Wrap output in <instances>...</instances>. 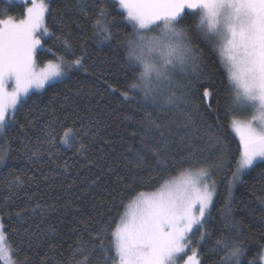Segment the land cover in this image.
I'll use <instances>...</instances> for the list:
<instances>
[{
	"label": "snow or ice",
	"instance_id": "snow-or-ice-1",
	"mask_svg": "<svg viewBox=\"0 0 264 264\" xmlns=\"http://www.w3.org/2000/svg\"><path fill=\"white\" fill-rule=\"evenodd\" d=\"M22 3L25 9L19 17L0 10V165L11 159L12 145L19 140L9 130L17 125L25 98L31 99L46 86L53 87L69 69L84 67L85 57L92 58L93 53L86 50L76 54L83 46L74 43L70 35L72 25L80 27L78 18L88 16L89 11L96 16L91 38L106 44L110 52L114 41L118 58L121 48L126 54L119 62L123 79L117 80L116 86L105 77V73L118 74L113 71L117 61L107 53L95 54L92 70L112 91L119 92L122 101L135 108L108 110L105 105L102 118L99 113L93 116L87 106L71 103L65 95L58 108L40 110V118L47 117L42 134L35 141H19L32 165V175L9 172L11 179L4 181L7 194L0 200V264H52L49 253L52 257L58 254L52 244H47L48 253L43 258L29 254L38 244L47 243L48 234L57 230L47 223V215L58 205L67 207L81 198L74 192L77 185L65 187L59 173H44L40 168L41 163L61 159L58 143L72 149L84 167L99 169L82 183L86 187L102 186L103 192L93 202L96 216L81 218L70 229L77 239L69 246L71 258H64L63 264H201L191 234L199 233L202 241L212 239L205 225L218 196L213 173L225 169L231 179L225 184L220 209L221 235L210 251L223 253L217 264H241L246 237L234 216L232 191L243 176L257 170L264 178V0H63L62 7L56 9L45 0ZM117 5L126 17L116 11ZM186 9L199 10L196 33L190 31L187 21L178 26ZM119 19L131 24L130 34L113 31L119 29ZM201 40L218 53L231 94L230 103L226 99L223 105L224 123L217 125L220 131L208 137L214 152L207 156L200 147L205 141L200 123H206V116L218 114L222 106L216 91L209 92L205 83L207 60ZM44 44H48L47 53L53 58L38 66V49ZM54 47L62 51L59 57ZM208 97L210 102L205 104ZM239 109L251 115L246 119L232 115ZM128 121L136 127L130 134L133 143L120 136L122 151L111 164H101L109 152H116L117 140L107 129ZM27 123L35 124L31 119ZM208 131H212L211 126ZM232 133L239 141L235 150L229 139ZM185 164L188 167L179 178L163 179L162 173L170 175V169ZM57 166L65 172L72 167L68 160ZM117 168H123V174ZM159 179L163 183L156 191L139 190ZM42 182L58 187L65 196L49 203L39 195ZM25 185L36 191L25 194L22 206L18 205L14 213L21 227L12 231L22 237L21 246L14 248L6 242L8 229L3 217L11 218L13 213L6 209L15 204ZM126 198L130 202L125 205ZM121 207L125 208L122 213ZM30 209L39 210L41 221L23 226ZM260 247L264 249V245ZM80 256L82 261L77 259ZM258 258L264 261V252L258 253Z\"/></svg>",
	"mask_w": 264,
	"mask_h": 264
},
{
	"label": "trees",
	"instance_id": "trees-1",
	"mask_svg": "<svg viewBox=\"0 0 264 264\" xmlns=\"http://www.w3.org/2000/svg\"><path fill=\"white\" fill-rule=\"evenodd\" d=\"M49 2L54 9L62 7L63 4V0H50ZM113 2L115 1L113 0ZM24 9V4L0 1V10L6 11L8 15L19 17L23 14ZM116 11L119 12L121 16L126 17L125 12L122 9H119L118 5ZM185 14H182V16H184L183 19H179L178 26L184 25L187 21L191 25L190 31L192 33L198 32L196 24L199 21V10H195V12L185 10ZM78 19L80 27L73 24L70 30L72 41L74 43L78 42L79 45L83 46L82 49L80 47L77 48L76 54L81 55L82 51L86 50L87 52L93 53V56L91 59L85 57L84 67H74L69 69L67 77L54 82L53 87H46L45 90L37 92L35 95L31 96V99H25V105L20 116L17 118V125L9 130V134L12 136H18L19 140L12 145L14 151L12 152L11 159L8 160L6 164L0 165V200H3L7 194L4 181L11 179L8 175L9 172L19 173L23 171L26 172L29 177L32 175V172L30 171L32 165L21 151L19 141L26 140V138L35 141V139L42 134L47 117L44 116L43 119H41L38 115L40 110L45 109L48 106L51 108H58L59 102L63 100L65 95L70 98L71 103L79 104L82 107L87 106L93 116L99 113L102 118L105 115V105H108V110L135 108V105H128L126 102L122 101L119 92H114L108 87V83H112L113 86H116V81L123 79L124 73L119 70V62L126 59L124 49L121 48L119 50L120 57L118 58L115 54L116 48L114 41L113 48L110 52L106 44L97 43L91 38V24L96 19V16L93 15L91 11H89L88 16ZM118 24L119 29H113V31H119L121 35L130 34L132 32V26L126 19H119ZM85 37H87V39H83ZM78 38L81 39L78 40ZM200 46L204 48L205 58L207 60V68L205 70L207 79L205 80V83L208 85L209 92H212L213 90L216 91L222 106L221 111L218 114L213 113L211 118L206 116V123H200L201 131L205 133V141L200 144V147L205 149L203 155L207 156L210 152H214L212 145L208 143V137L215 135L217 131H220L217 125L224 123L223 105L226 99H228L230 103L231 94L229 91L230 86L228 84L227 76L221 66L218 53L213 52L211 46L205 44L203 40L200 41ZM47 47L48 44H44L43 47L38 49V52L40 53V56L37 59L38 66H42L41 61L46 62L47 59L53 58L51 53H47ZM53 52L57 57L62 54V51L58 50L56 47L53 48ZM96 53L100 56H104L107 53L111 60L117 61V67L114 68L113 71H116L118 74L112 76L109 73H105L108 83L105 82L104 78H101L92 70L93 61L96 59ZM197 87H199V84H197ZM90 92L93 94L89 95ZM95 93L99 94L97 95ZM202 93L203 90H201V95ZM101 97H103V99H101ZM98 102L99 106H97ZM204 102L205 104H208L210 102V97L205 98ZM217 115L220 117L219 121H216ZM232 115L237 116L236 111H234ZM28 119L35 122L34 126L27 123ZM209 126L212 128L211 132L208 131ZM134 131H136V127L131 121L125 122L118 127L113 125L108 128L107 133L112 139L117 140L116 152H109V154L101 160V164H111L113 158L122 151L123 142L119 140L120 136H123L125 142L128 144L133 143L130 134ZM228 131L230 132V129ZM233 137L234 135L232 133L229 136V139L232 140L231 147L235 150L238 145V140L236 138L233 139ZM177 139H179V137H177ZM136 143H138V141H136ZM58 150L61 154V159L55 162L41 163L40 168L44 173H59L60 179L63 181L65 187L73 184L77 185L78 187L74 189V192L79 193L81 198L78 202L72 203L67 207L58 205L57 210L54 213L47 215V223L49 225H55L57 230L48 234L47 243L42 242L29 252V254L34 257L39 256L43 258L45 253H48L47 244L57 246L58 254L55 257H52L49 253V258L52 259V264H63L64 258H71L72 253L69 246L75 243L77 236L70 229L73 227L74 222L79 221L81 218L87 219L96 216L93 202L94 199L98 200L103 194L102 186L86 187L82 183L87 177L94 176L99 169L84 167V163L74 155L73 150L67 148L63 144L58 143ZM176 150V146L173 145L172 151L176 152ZM65 160H68L72 165L71 169L67 172H65L62 167L57 166L58 164H63ZM187 167L188 165L185 164L183 168L170 169V175L167 173H162L161 175L163 176V179H173L180 176ZM105 171H107V168H105ZM117 172L123 174L124 169L117 168ZM258 172L259 170L250 175L243 176L241 182H239L232 191L234 216L235 219L241 223L243 234L246 237L244 242L245 254L242 257L241 264H249V262L253 260L256 261V264H259L258 253L264 251V249H261L260 247L261 245H264V178L258 175ZM144 174L147 175V173ZM37 177H39V171H37ZM163 179L155 180L151 185H145L139 190L145 192L156 191L159 185L163 183ZM213 179L217 183L218 196L216 197L215 207L212 210L208 223L205 225L207 231L212 234V239L209 241H202L199 233L195 232L192 235L193 247H195L198 253V258L200 259L201 264H217L220 256L223 255V253L213 254L210 249L215 238L221 235L220 230L222 227V221L220 209L224 205V198L226 195L225 184L231 179L230 172L227 169L222 172L214 171ZM34 191H36L35 187L28 188L27 185H25L23 190L19 191L15 204L10 203L9 207L6 209V212L13 213L11 218L7 215L3 217L8 229L6 233L8 239L6 242L14 248L21 246L22 239L20 235L12 231L13 228L21 227V223L18 222V218L15 217L14 213L17 210L18 205L22 206V198L24 195L31 194ZM38 191L39 195L47 199L49 203H56L59 198L65 196V193H63L58 187L52 188L43 182L40 183ZM74 198L75 197H73V199ZM128 202L130 201L126 198L125 205ZM65 203H67L66 200ZM124 210V207L119 209L121 213ZM112 215H116L115 209L113 210ZM41 218L38 209L35 211L30 209L25 213L26 223L23 226L39 223ZM201 232H203V229H201ZM189 252L191 253V251ZM77 259L82 261L84 258L80 256L77 257Z\"/></svg>",
	"mask_w": 264,
	"mask_h": 264
},
{
	"label": "rangeland",
	"instance_id": "rangeland-1",
	"mask_svg": "<svg viewBox=\"0 0 264 264\" xmlns=\"http://www.w3.org/2000/svg\"><path fill=\"white\" fill-rule=\"evenodd\" d=\"M0 1H7V2H9V3H11V2H17V3H19V4H23L22 3V0H0ZM50 0H45V3H50L49 2ZM115 1V0H114ZM186 10H189V11H192V12H195V10H191V9H186ZM125 14H126V12H125ZM150 35L151 34H155V33H149ZM45 39H47V38H45ZM219 56V55H218ZM67 77V75L65 76V77H63L62 79H65ZM47 87V86H46ZM41 91H43V90H40L39 92H41ZM26 99V98H25ZM236 113H237V118H240V119H246V118H248L250 115H251V113L248 111V110H246V109H239V110H236ZM233 135H234V133H233ZM237 140H238V138H236ZM239 142V141H238ZM176 178H179V176L178 177H175V178H173V179H176ZM243 178V177H242ZM237 185V184H236ZM236 187V186H235ZM235 187L233 188V190L235 189ZM215 200H216V198H215ZM195 233V232H194ZM193 233V234H194ZM193 234H191V235H193ZM264 252V251H263ZM188 255H191V253L190 252H188ZM185 259H186V257H185ZM259 264H264V261H261V260H259V262H258Z\"/></svg>",
	"mask_w": 264,
	"mask_h": 264
}]
</instances>
